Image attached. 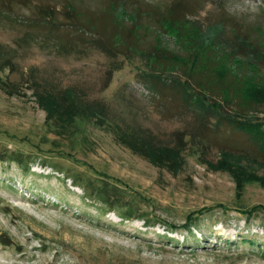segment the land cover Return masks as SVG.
<instances>
[{
  "label": "rangeland",
  "instance_id": "1",
  "mask_svg": "<svg viewBox=\"0 0 264 264\" xmlns=\"http://www.w3.org/2000/svg\"><path fill=\"white\" fill-rule=\"evenodd\" d=\"M113 2L0 0L14 62L0 70V264H264V152L227 118L264 129V0H134L137 28L118 1L127 29ZM116 34L114 57L91 43ZM42 87L105 102L109 119L63 129ZM122 130L181 146L183 165H153Z\"/></svg>",
  "mask_w": 264,
  "mask_h": 264
},
{
  "label": "trees",
  "instance_id": "2",
  "mask_svg": "<svg viewBox=\"0 0 264 264\" xmlns=\"http://www.w3.org/2000/svg\"><path fill=\"white\" fill-rule=\"evenodd\" d=\"M118 1L123 2V11L132 15V25L136 26L138 23L136 22V18L139 15V9L138 5L134 4V0H114V5H110L106 9L107 13H110L113 15L116 25H118L121 29H127V23H125L122 20H118L115 16V4L118 3ZM136 2V1H135ZM112 4V3H111ZM117 6V5H116ZM138 6V7H136ZM0 10H3L2 8ZM4 11V10H3ZM54 15L53 9H46L44 11V14L42 15L41 20L38 21H47L52 19V16ZM186 16V15H185ZM158 17V16H157ZM156 17V18H157ZM183 17V16H182ZM185 18V17H184ZM183 18V19H184ZM183 19H180L179 21L174 18H166V19H160V22L158 21V28L162 27L165 24H173L181 22ZM142 25L143 27H146L143 24H139V26ZM157 25V24H156ZM137 30V29H135ZM133 33V30H132ZM135 34V31H134ZM121 34H116L112 40L108 43H98V42H91L94 47L98 48L100 51L104 52L109 57L116 56L117 52L122 53L119 50V46L123 45L121 40ZM196 33L194 34L193 38L195 40ZM82 40H84V37H81ZM247 45L249 43L247 42ZM205 47V46H204ZM203 48V47H202ZM118 49V50H117ZM117 50V52H116ZM195 50V48H194ZM193 50V51H194ZM200 48H198L197 51L191 52L190 55H192L191 59H188V63L191 64V66L196 65V59L199 57L198 52ZM253 50V49H252ZM234 53V57L239 58H248V56L245 53H239L237 50L232 51ZM147 57L151 58L153 56L152 53L147 54ZM148 59V58H147ZM255 63V61H252ZM187 63V64H188ZM14 62L12 60V57L9 54L0 53V70L4 68H11L13 66ZM117 68V67H116ZM158 78L162 79V76L156 72H148L144 73V79L146 78L147 82L152 83V78ZM146 80L144 81L146 83ZM186 86L187 85V81ZM150 83V84H151ZM179 86H183V90L185 94L191 95L190 93L191 89L186 88V86L183 83H180V81L176 82ZM6 86L2 87L4 90H7L9 94H14L16 90L14 87V84H7L4 82ZM2 86V85H1ZM148 87L151 88V85L148 84ZM264 87V86H263ZM36 99L39 104V106L46 112V116L48 120H52L57 126L68 129L70 127L74 128H81V126L84 123L90 122L92 118H98V120H108L109 119V112L108 108L105 102L95 100L92 102H86L81 99L78 92L74 90L71 87L61 88L58 90H49L46 87H42L41 89L37 88L35 91ZM193 104L195 106L205 107L204 114L211 113L213 110L215 112H218V109H212L211 106H205L202 99L198 97H194ZM219 108V106H217ZM230 124L236 126L237 128L246 131L256 144L257 148H259V151H263L264 146V129L260 128L256 124L247 123L245 124L242 121H239L237 118L234 117H227ZM97 120V119H96ZM104 122L100 121L97 124L102 125ZM118 133V141L128 147L132 152L144 157L147 159L150 163H152L155 166L166 168L169 171H177L181 168L183 165L184 159L182 157V150L183 148L179 145H158L151 141L149 137L146 136H138L135 134V132L122 130L117 131ZM203 210H206L205 208H202L197 211H193L191 215L195 213H200ZM253 210V209H251ZM127 217L131 216L130 214L125 215ZM188 230L191 231V229L188 227Z\"/></svg>",
  "mask_w": 264,
  "mask_h": 264
}]
</instances>
